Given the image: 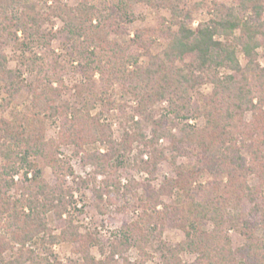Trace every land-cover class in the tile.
I'll return each mask as SVG.
<instances>
[{
  "label": "trees",
  "instance_id": "trees-1",
  "mask_svg": "<svg viewBox=\"0 0 264 264\" xmlns=\"http://www.w3.org/2000/svg\"><path fill=\"white\" fill-rule=\"evenodd\" d=\"M56 1L53 14L62 26L46 36L41 33L40 15L27 9L34 7L31 0H0V27L20 52L17 69L10 68L7 57L0 53V83L6 94L0 103L2 110L15 100L22 74L26 71L31 77L27 84L31 113L20 120L21 132L0 117L3 139L16 138L0 150V237L20 244L11 259L5 257L6 245H0V264H54L50 248L62 241L75 244L81 256L80 262L73 264H113L116 252L131 246L143 250L155 237L169 256L166 264H180L179 251L197 255L190 264H264V65L257 53L264 47V0H233L235 6L223 7L195 27L189 22V12L175 7L171 15L175 29L162 25L136 31L127 44L111 41L109 36L126 34L125 25L134 20L136 3L145 2L153 8L161 2L79 0L71 7ZM158 34L166 35L169 43L161 54L153 55L149 48ZM52 38L61 40L65 62L79 60L77 71L87 80L98 73L105 87L117 82L125 95L138 99L136 115L124 119L129 128L119 141L97 117L75 113L68 103H57L65 88L62 74L66 63L50 56ZM40 45L44 53L39 57L32 49ZM141 56L146 57L145 63H140ZM205 83L211 84L210 93L194 98ZM85 87L89 101L103 100L94 83L87 82ZM156 103L167 107L156 111ZM116 106L122 113V106L113 101L103 105L104 110ZM247 113L250 120L244 119ZM42 117H60L62 141L69 138L79 146L94 141L107 144L104 155H87L96 174L105 175L108 167L120 168L132 156L134 168L152 178L167 158L160 140L170 143L175 177L165 180L158 190L135 184L134 189L143 188L136 202L141 214L124 224L117 244L103 261L90 253L97 242L95 236L80 235L72 225L69 209L73 196L65 188L72 169L67 159L58 158L59 144L34 137V119ZM191 118L202 123L189 124ZM133 151L135 155H131ZM179 157L186 162L177 165ZM44 167L53 172L52 184L43 179ZM18 174L22 192L19 199L11 201L7 191ZM205 174L212 181L203 186L200 180ZM109 179L105 175L102 187L94 189L97 201L105 193L112 198V188L120 191ZM250 179L255 183L250 185ZM166 192L171 197L168 204L160 200ZM49 212L61 225L59 235H53L47 226ZM166 224L183 231L184 240L178 248L167 247L160 240ZM230 229L244 239L236 249L228 235ZM34 239L42 241L46 255L25 247ZM124 264L143 261L126 260Z\"/></svg>",
  "mask_w": 264,
  "mask_h": 264
},
{
  "label": "rangeland",
  "instance_id": "rangeland-1",
  "mask_svg": "<svg viewBox=\"0 0 264 264\" xmlns=\"http://www.w3.org/2000/svg\"><path fill=\"white\" fill-rule=\"evenodd\" d=\"M60 1L71 7L79 2V0ZM155 1L158 3L161 2V4L153 8L145 2L136 3L133 6L135 18L132 22L125 25L126 34L118 35L112 33L109 36V40H117L122 44H127L136 31L144 30L146 28H156L162 25H164L163 27H168L173 23L171 15L172 9L175 7L181 9L184 13L189 12L191 17L189 22L192 27H195L199 22L210 19L212 14L216 11L223 10V7H232L236 5L233 0ZM30 3L34 7H27V9L31 12H36V14L40 15L42 20V34L46 36L51 35V33L56 32L62 26L60 19L53 14V11H55V7L57 6L56 0H31ZM171 27L173 26L171 25ZM173 29H175V27H173ZM18 36L22 39L21 32H18ZM168 43L169 38L166 35H155L149 48L150 52L153 55L161 54L166 49ZM50 47V56L58 57L62 63H66V69L62 74L65 88L62 89L61 96L57 103H68L70 105V110L75 113L79 112L81 115H86L87 112L89 116L97 117L101 124L109 125L113 139L119 141L122 138L125 129L129 128L128 123H126L124 119L129 116H134L135 108L138 105V99L134 98L132 95H125L122 92L124 88H122L121 84L117 82L113 83L110 87H105V85H103L104 83L101 82L98 73H94L90 78L91 80H87L83 74L77 71L79 60H74V62L70 63L65 62L67 60L66 50L64 46H62L60 39L52 38L50 41ZM32 52L36 56H43L44 46H36L32 49ZM0 53H3L7 57L10 68H18L19 63L17 57L20 55V52L15 44L5 36V32L2 31L1 27ZM257 53L258 61L260 65L263 66L264 47L258 48ZM25 55L30 56L29 53ZM239 57L243 64L242 57ZM139 61L140 63H145L147 59L145 56H141ZM20 79L23 80V83L15 100L11 102L5 110L0 108V117L7 121H11L12 125L15 124L19 133L22 130L20 120H25V118L30 117L31 113V96L27 85L31 80V77L28 72L25 71ZM87 82L95 84V89L99 91L103 98L101 102L89 101L87 93L85 92V85ZM2 85L3 84L0 83V103L1 100L6 97ZM54 86L56 87L57 85L54 84ZM211 89V84H202L195 93L194 98L209 94ZM89 97L93 99L91 95H89ZM107 101H113L116 105H121L123 112L120 113L118 106H116V108H108V110H104L103 105L104 103H107ZM166 107V103H156L153 106L156 111L163 110ZM137 118L138 116H136L135 119ZM244 119L250 120V113H247ZM188 123L200 125L202 120L199 118H191L188 120ZM34 124V137L43 138L45 140H55L56 143L59 144L57 149L58 158L67 159L72 169V174L67 175L65 178V188L68 189L73 196L72 205L69 209L70 216L72 217V225L80 235L91 234L95 236L97 242L90 248V253L96 260L103 261L110 255L112 246L117 244L120 231L124 224L136 220L141 214V210L137 207L136 202L137 198L142 195L143 188L138 187L137 189H134L135 184H148L153 190H158L160 186L162 187L166 182L165 180L175 177L174 167L169 156L170 143L166 139L160 140L159 147L165 150L167 158L161 161L158 166V171L152 178L134 168V160L132 156L130 157V160H127V163L120 168L114 170L113 168L108 167L105 175L106 177L109 176V180L120 187V191L116 192L112 188V198L105 193L102 195V199L97 201L95 196H93V192L94 189L102 187V181L104 180L105 175L96 174V166L91 160L87 159V155L94 153L104 155L108 149L107 144L94 141L85 142L79 146L70 142L69 138L62 141L61 136L64 127L60 117H42L40 121H35L34 119ZM172 132L175 134L177 133L175 129ZM145 134L149 135L150 130H145ZM14 139H9L8 137L3 139V136L0 135V150L5 147L3 144H12ZM135 148L136 144L133 145L134 150ZM135 151H133L131 155H135ZM243 153L245 154V152ZM185 162L186 158L179 157L176 159L177 165ZM43 179L48 184L53 183L54 175L49 167H44ZM20 180V174L15 175V185L11 186L7 191V196L10 197L11 201L19 199L22 192ZM200 181L201 185L206 186L212 181V178L210 175L205 174L201 177ZM249 181L250 185L255 183L253 179H250ZM127 187L128 190L130 189L129 191H126ZM160 200L162 203L168 204L171 197L166 192L160 196ZM157 209L161 210L162 208L161 206H158ZM46 219L47 226L52 234L59 235L61 225L54 214L49 212L46 215ZM258 233H260V231H258ZM2 234L9 238V234L5 231L2 232ZM228 235L234 249L240 247L244 243V239L236 231L230 229L228 230ZM40 236H42V234ZM160 240L165 246L175 249L178 248V245L184 240V233L181 229L166 224ZM30 243L36 245V248L33 249L37 252H35L36 254L39 253L40 255H46L44 251H42L43 244L40 239H34L30 241ZM0 245H6V251L4 252L5 257L11 259L18 252L17 250L20 244L18 245V243L13 240L11 241L10 239L0 237ZM75 248V244L71 242H58L50 248V260L53 261L54 264L78 263L81 260V256L76 252ZM166 257L169 256L164 251V248L160 246L159 239L155 237L150 244H147V246L143 248V250L131 246L128 249L116 252L113 257V264H124L126 260L130 263H141L143 261V264H166ZM196 257V254L186 251H179L177 253V258L180 261V264H190L196 259Z\"/></svg>",
  "mask_w": 264,
  "mask_h": 264
},
{
  "label": "built area",
  "instance_id": "built-area-1",
  "mask_svg": "<svg viewBox=\"0 0 264 264\" xmlns=\"http://www.w3.org/2000/svg\"><path fill=\"white\" fill-rule=\"evenodd\" d=\"M25 246H26L27 248H30V249H35V248H36V245H35L34 243H30V242L26 243Z\"/></svg>",
  "mask_w": 264,
  "mask_h": 264
}]
</instances>
